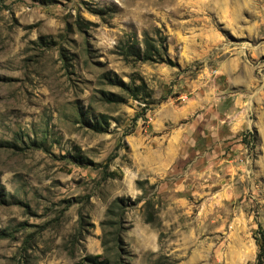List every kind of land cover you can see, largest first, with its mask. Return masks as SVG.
I'll return each mask as SVG.
<instances>
[{
  "label": "rangeland",
  "instance_id": "obj_1",
  "mask_svg": "<svg viewBox=\"0 0 264 264\" xmlns=\"http://www.w3.org/2000/svg\"><path fill=\"white\" fill-rule=\"evenodd\" d=\"M0 264H264V0H0Z\"/></svg>",
  "mask_w": 264,
  "mask_h": 264
},
{
  "label": "trees",
  "instance_id": "obj_2",
  "mask_svg": "<svg viewBox=\"0 0 264 264\" xmlns=\"http://www.w3.org/2000/svg\"><path fill=\"white\" fill-rule=\"evenodd\" d=\"M158 43L152 41L148 34L143 35V39L140 42L136 36H132L123 47L120 48L119 55L128 62L136 63V62H144L152 60L153 56L157 55V46ZM115 77V75H114ZM140 83L136 85L134 81L130 84L126 85L122 81H117L115 86L121 88L124 92H126L127 96L134 101L143 102L146 98L149 97V94L146 91V86L143 81H139ZM107 99L110 102H118L117 97L113 95H108ZM145 223H152V215L147 213L145 218ZM98 257H94V259H89L88 262L94 261Z\"/></svg>",
  "mask_w": 264,
  "mask_h": 264
}]
</instances>
